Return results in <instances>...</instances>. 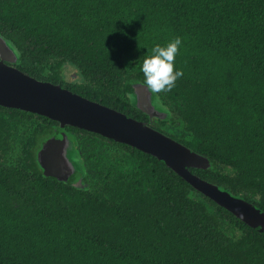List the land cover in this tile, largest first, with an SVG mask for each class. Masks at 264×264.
I'll list each match as a JSON object with an SVG mask.
<instances>
[{
	"label": "trees",
	"instance_id": "16d2710c",
	"mask_svg": "<svg viewBox=\"0 0 264 264\" xmlns=\"http://www.w3.org/2000/svg\"><path fill=\"white\" fill-rule=\"evenodd\" d=\"M0 34L25 73L138 120L144 57L181 37L184 75L159 94L172 115L157 127L210 160L193 173L264 212V0H0ZM65 129L85 187L38 161L57 121L0 105V264H264V232L163 160Z\"/></svg>",
	"mask_w": 264,
	"mask_h": 264
},
{
	"label": "water",
	"instance_id": "95a60500",
	"mask_svg": "<svg viewBox=\"0 0 264 264\" xmlns=\"http://www.w3.org/2000/svg\"><path fill=\"white\" fill-rule=\"evenodd\" d=\"M21 53L13 41L0 34V105L46 116L60 127L74 126L114 141L126 143L163 160L197 191L226 208L252 228L264 232V212L253 202L235 196L203 179L192 168L207 169L210 160L177 141L152 123L131 117L103 103L90 100L58 83L37 79L18 68ZM133 107L153 119L168 120L172 113L159 95L149 93L142 81L132 84ZM46 176L76 187H85L83 162L67 132L50 137L38 152ZM78 173V175H74ZM78 176L72 180V177Z\"/></svg>",
	"mask_w": 264,
	"mask_h": 264
},
{
	"label": "clouds",
	"instance_id": "9594fccd",
	"mask_svg": "<svg viewBox=\"0 0 264 264\" xmlns=\"http://www.w3.org/2000/svg\"><path fill=\"white\" fill-rule=\"evenodd\" d=\"M182 38L179 36L165 44H155L141 64L142 86L154 95L170 92L178 79L183 77V70L175 67L176 56L180 51Z\"/></svg>",
	"mask_w": 264,
	"mask_h": 264
},
{
	"label": "flooded vegetation",
	"instance_id": "af4514ba",
	"mask_svg": "<svg viewBox=\"0 0 264 264\" xmlns=\"http://www.w3.org/2000/svg\"><path fill=\"white\" fill-rule=\"evenodd\" d=\"M68 65H66V67H67ZM78 74V73H77ZM64 76H65V78H66V80L68 81V82H72V81H74V80H70L67 76H66V72L64 71ZM70 78H72V77H70ZM77 78H78V75H77ZM72 79H75L76 80V78H72ZM133 91V90H132ZM130 99V98H129ZM135 108V107H134ZM137 109V108H136ZM141 111V110H140ZM142 112V111H141ZM144 115L142 116V119H139V120H142V121H145V122H147V123H152L153 125H156V126H158V124H159V121H161V120H158V119H153L152 120V122H150V118L148 117V115L146 114V113H144V112H142ZM63 130H65V131H67L66 129H63ZM63 130H61L60 132H58V134H56V136H60V133L63 131ZM70 138V137H69ZM71 139V138H70ZM73 140V139H72ZM76 142H75V141ZM73 141H74V143H76V145H78V141L76 140V139H74ZM74 175H78L79 176V174L78 173H76V174H74ZM78 176H77V178H76V180L78 179Z\"/></svg>",
	"mask_w": 264,
	"mask_h": 264
},
{
	"label": "rangeland",
	"instance_id": "374dc122",
	"mask_svg": "<svg viewBox=\"0 0 264 264\" xmlns=\"http://www.w3.org/2000/svg\"><path fill=\"white\" fill-rule=\"evenodd\" d=\"M65 72H66V76L70 79V80H75V79H72V78H76V80L80 79V76L77 74V71L74 69L73 66L71 65H68L65 69ZM77 75H78V78H77ZM72 77V78H70ZM46 142V141H45ZM44 142V143H45Z\"/></svg>",
	"mask_w": 264,
	"mask_h": 264
}]
</instances>
